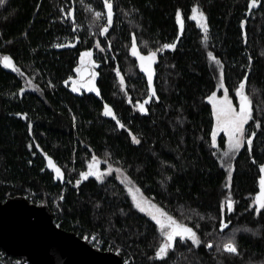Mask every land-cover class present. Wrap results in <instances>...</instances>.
<instances>
[{
	"label": "trees",
	"instance_id": "16d2710c",
	"mask_svg": "<svg viewBox=\"0 0 264 264\" xmlns=\"http://www.w3.org/2000/svg\"><path fill=\"white\" fill-rule=\"evenodd\" d=\"M111 2V25L103 0H7L0 7V58L10 56L19 69L0 62V198L21 196L48 205L60 228L102 251L117 254L119 249L128 264H264V210L257 215L253 203L264 175L259 172L264 163V0L255 8H249V0ZM133 37L141 54L157 52L152 67L159 98L145 105L147 113L136 108L150 88L132 55ZM166 43L176 48L164 49ZM84 52L92 56L82 59ZM209 52L221 61L224 84L237 107L236 89L248 76L245 93L253 120L245 126V146L232 160L221 153L224 135L218 148L211 142L215 118L208 97L217 88L219 69ZM86 59L94 66L99 95L86 87L72 90ZM106 104L125 128L104 115ZM93 155L101 170L109 164L121 169L146 198L193 227L200 245L185 240L166 261L155 259L159 228L136 209L116 171L103 182L81 179ZM49 157L62 179L48 166ZM229 163L230 189L225 187ZM229 192L234 211L225 204L222 212ZM221 221L227 227L221 229ZM229 239L239 254L216 251ZM209 242L212 249L206 247ZM18 261L0 250V264Z\"/></svg>",
	"mask_w": 264,
	"mask_h": 264
},
{
	"label": "snow or ice",
	"instance_id": "6c2138e0",
	"mask_svg": "<svg viewBox=\"0 0 264 264\" xmlns=\"http://www.w3.org/2000/svg\"><path fill=\"white\" fill-rule=\"evenodd\" d=\"M7 0H0V7H3ZM104 6L107 8V24L111 25L113 22V4L111 0H103ZM260 6V0H249V8H255ZM196 9H193L195 13ZM101 13L97 12L96 16L99 17ZM177 21L180 23L181 30L183 29V20L181 17V13L178 10L176 14ZM191 19L196 20L197 16L193 15ZM199 22L200 27L204 29L205 32V39H207V32H208V25L206 23V16L201 11L199 13ZM104 32H107L108 29L105 27L103 29ZM245 42H246V33H245ZM62 45H57V47H61ZM164 49H175V43H166L163 45ZM132 55L137 57L140 62V68L143 72L147 74L148 78V85L150 88V95L147 99L143 102L137 101L136 108L141 113H147L148 109L145 105L151 102L152 97L159 98L156 95V90L153 87V63L157 59V52L152 51L148 55H143L136 48L135 37H133L132 43ZM91 52H84L82 55L83 57H91ZM208 56L215 61L216 66L219 69V80L221 82V86H223L224 81V71L223 65L219 59H217L211 52L208 53ZM251 60V57H249ZM0 62L3 63L5 67L13 68L15 71L19 72L18 68L12 63V59L10 56H3L0 58ZM248 68L251 69V64L248 65ZM77 71L79 72L80 69L78 68ZM119 75V73H118ZM95 73L90 74L87 81H82L79 85L73 86V91H79L81 87H86L89 92L95 91L97 95H99L98 89H96L95 83ZM248 82L247 74L244 75L242 82L239 83L238 88L236 89V95L239 97V105L238 108L234 107L232 101L229 99L228 89L224 88L223 97H217L215 93L208 97L209 102L213 105L214 114L216 116V127L212 131V145L216 146L217 144V134L219 132H223L227 135L228 140V148L230 149L231 153L238 152L245 144L246 139V129L245 125L250 121L253 120L252 115V107L251 101L245 93L246 85ZM121 84H124L123 77H121ZM131 99L129 98V103H131ZM104 115L105 116H112L113 119L116 120V124L119 125L120 128H125V125L121 123L119 119L116 118L115 113L113 112L112 108L107 104L104 106ZM256 127H260L257 123ZM252 136H255V132L251 133ZM132 140L136 144H140V139L137 136L132 135ZM249 147L252 145V139L246 140ZM224 156H229V152H225ZM49 164L48 166L53 169L56 173L58 178H63L62 171L59 167H57L53 162L51 157L48 158ZM228 168V176H227V183L225 187L231 188V180H232V171L233 167L229 163L227 165ZM116 172L121 173L124 176L125 181L129 185L128 191L132 196L133 203L140 212H147V214L151 217V219L155 222V224L159 228V233L162 237L161 242L159 243L158 248L155 250L154 258L157 260H164L168 259V254L170 250H175V247L178 243L183 242L185 240H190L193 245L199 246L201 243L200 237L198 236L197 232L194 230L193 227H189L187 224L180 223L177 221L173 216L169 215L168 212L164 211L163 208H160L158 205L152 203L146 197H144L143 193L140 191L139 188L133 186V182L129 177L124 175L121 169H115ZM112 172L111 164L108 165V169L106 171L101 170L99 167L98 158L93 155L91 157V161L87 165V171H82L79 175L81 179H88L89 177H95L97 181L103 182L105 176ZM259 172L264 174V163L259 165ZM170 179V178H169ZM80 180L76 181V184H80ZM259 188L260 191L256 195L254 200V205L256 206V214L259 215L261 210H264V175H260L259 177ZM234 201L231 199V194L225 198V202L221 204V211H224V207L226 204L227 211L232 212L234 211ZM98 206V205H97ZM221 229L227 227L223 221H221ZM198 227V226H197ZM180 238L177 241V238ZM88 239V237H85ZM95 240V237H92ZM206 247L208 249H212L213 244L211 242L207 243ZM117 254H119V249L116 250ZM217 252H227L229 254H239L236 242L234 239H229L227 242L223 243L216 248ZM125 264H128L126 261Z\"/></svg>",
	"mask_w": 264,
	"mask_h": 264
},
{
	"label": "water",
	"instance_id": "95a60500",
	"mask_svg": "<svg viewBox=\"0 0 264 264\" xmlns=\"http://www.w3.org/2000/svg\"><path fill=\"white\" fill-rule=\"evenodd\" d=\"M92 73V64L81 67L78 82L87 81ZM0 250L29 264H125L120 255L96 249L57 226L48 205L33 204L21 196L0 198Z\"/></svg>",
	"mask_w": 264,
	"mask_h": 264
},
{
	"label": "rangeland",
	"instance_id": "374dc122",
	"mask_svg": "<svg viewBox=\"0 0 264 264\" xmlns=\"http://www.w3.org/2000/svg\"><path fill=\"white\" fill-rule=\"evenodd\" d=\"M86 62H88V59H86ZM85 62V63H86ZM224 88H226V86H225V84H224V81H223V86H221V82H220V80H219V82H218V85H217V88H216V90H215V95L217 96V97H220V98H222L223 97V92H224ZM228 95H229V93H228ZM229 99L232 101V99H231V97H230V95H229ZM209 101V100H208ZM210 103V102H209ZM211 104V103H210ZM232 104H233V102H232ZM211 106H212V109H213V105L211 104ZM233 106L234 107H237V106H235L234 104H233ZM238 108V107H237ZM213 113H214V109H213ZM214 118H215V125H214V129H215V127H216V116H215V114H214ZM246 126V125H245ZM220 135H224L225 136V139H226V144H225V148L222 150V155H223V157H224V159L226 160V159H230V160H232L235 156H236V154L245 146V144H244V146L238 151V152H236V153H231V151H230V149L228 148V140H227V135L225 134V133H223V132H219L218 134H217V144H216V147L218 148V139H219V137H220ZM225 152H229V156H224V153ZM101 162H99V164H100ZM99 167H101V165H99ZM107 170V169H106ZM105 170V171H106ZM115 174V170H114V168H112V172L110 173V174ZM116 174H117V176L119 177V179H121L120 181L124 184V186L126 187V189L128 190V187H129V185L127 184V182L125 181V179H124V176H122L121 175V173H119V172H116ZM133 186L134 187H136V188H138L134 183H133ZM129 192V191H128ZM130 194V193H129ZM145 197V196H144ZM130 198H131V200H132V196H131V194H130ZM148 199V198H147ZM148 200H150V199H148ZM151 201V200H150ZM152 202V201H151ZM132 203H133V200H132ZM153 203V202H152ZM133 205H134V203H133ZM135 206V205H134ZM137 209V208H136ZM138 211H139V209H137ZM140 212V211H139ZM143 214H146L148 217H150L148 214H147V212H142ZM151 218V217H150Z\"/></svg>",
	"mask_w": 264,
	"mask_h": 264
},
{
	"label": "built area",
	"instance_id": "2783aa9c",
	"mask_svg": "<svg viewBox=\"0 0 264 264\" xmlns=\"http://www.w3.org/2000/svg\"><path fill=\"white\" fill-rule=\"evenodd\" d=\"M57 226H58V225H57ZM90 243H91V245H92L94 248H96V249H100V248L98 247V245L94 244L93 242H90ZM20 263H21V260H19V261L17 262V264H20ZM24 264H29V263L25 261Z\"/></svg>",
	"mask_w": 264,
	"mask_h": 264
},
{
	"label": "flooded vegetation",
	"instance_id": "af4514ba",
	"mask_svg": "<svg viewBox=\"0 0 264 264\" xmlns=\"http://www.w3.org/2000/svg\"><path fill=\"white\" fill-rule=\"evenodd\" d=\"M88 63L91 64L92 62L88 61ZM88 63L83 64V66L87 65ZM83 66H82V67H83ZM93 67H94V66H93ZM79 84H80V83L78 82V79H77V83H76V85H79Z\"/></svg>",
	"mask_w": 264,
	"mask_h": 264
}]
</instances>
